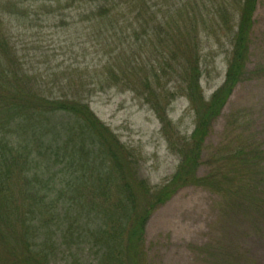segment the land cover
Wrapping results in <instances>:
<instances>
[{
	"label": "rangeland",
	"instance_id": "1",
	"mask_svg": "<svg viewBox=\"0 0 264 264\" xmlns=\"http://www.w3.org/2000/svg\"><path fill=\"white\" fill-rule=\"evenodd\" d=\"M88 1L0 0V75L8 79L2 85L8 86L17 76L22 79L17 88L34 86L38 93L58 99L78 94L114 136L122 159L131 167L134 186L138 189L143 183L154 194L171 183L196 131L197 114L189 96L209 102L225 85L244 0H114L109 9L120 20L112 26L89 20L103 4ZM166 20L178 36H164L159 24ZM252 20L245 80L230 92L215 121L202 127L207 133H201L199 140L204 143L198 178L207 177L217 157L231 154L239 142L264 153V0H257ZM192 48L195 58L187 60L193 56ZM195 60L200 70L197 87L192 86L190 71ZM45 118L42 128L29 122V127L41 128L35 137L30 128L17 135L28 144L32 139L40 148L43 144L39 151L33 147V154L44 163L45 175L51 169L52 176L59 173L47 199L50 202L51 196L57 215L66 211L74 216L68 204L63 205L65 200L56 201L64 171L69 176L61 181L72 180L76 193L82 190L83 196L75 199L82 206V211L75 210L82 230L69 235L71 223L57 217L50 229H41L34 243L41 245L48 235L50 264H119L111 256L130 246L134 222L120 221L112 234L101 233L108 222L118 219V174L111 172L112 161L101 164L103 153L88 148L89 135L81 140L84 123L79 118L60 111ZM50 124L68 133L62 131V138L54 140ZM71 132L79 137L65 150H75L78 156L83 144L92 154L85 162L79 157L74 163L69 157L53 166L55 158L48 157L52 152L47 144L61 145ZM17 135L13 139L19 143ZM47 158L49 169H45ZM93 162L103 177L89 171ZM262 173L258 170L256 178ZM171 190V199L145 220L138 246L132 242L141 252L138 264H264V187L255 196L248 195L245 203L243 199L233 217L221 215V198L208 189L180 184ZM142 199L147 203L150 198L145 193ZM74 237L82 240L76 242ZM129 254L121 264H137Z\"/></svg>",
	"mask_w": 264,
	"mask_h": 264
},
{
	"label": "trees",
	"instance_id": "2",
	"mask_svg": "<svg viewBox=\"0 0 264 264\" xmlns=\"http://www.w3.org/2000/svg\"><path fill=\"white\" fill-rule=\"evenodd\" d=\"M97 1L99 4H103V7H95L98 10L97 14H99L96 16L91 14L89 20L96 18L101 20L103 24L111 26L114 25L113 22L116 23L120 20L112 13L113 9H109V3H112L114 0H89L88 2L95 3ZM128 4L131 5L132 3ZM256 5L257 0H244L243 8L240 10L238 29L233 45L235 48L231 56L225 85L215 93L209 102L200 100V97L197 95L189 96L197 114L196 131L192 141L187 146V152L175 177L168 187L166 186L160 191L157 190L154 194L151 191L152 189L143 183H140L141 185H139L138 189L134 186L131 167L128 162H124L122 159L123 152L119 149L120 147L117 141L114 140V136L96 120L88 105L83 103L78 94L73 95L70 99H63L61 97L59 99L52 98L41 91V93H38L34 86L26 88V90L25 88H20L22 79H16L17 76L13 78V81L9 80L11 83H8V86L2 85V80L7 82L8 79L5 78V75H0V90L5 87L9 89L5 94L4 91L0 92V113L3 114V117L0 116V264H50L49 254L52 250L48 247L50 244L48 235H44L47 239L41 245L38 244L36 246L34 241H37V238H39L41 229H50V224L57 217H59L60 222L64 219L71 223L68 228L69 235H76V232L82 230L80 217L78 218L75 214V210L77 209L82 211L80 203L75 201V199L83 196L82 190L80 189L76 193V185L72 180L66 179L64 182L61 181V179L69 176L68 170L64 171V175L62 174L59 182L60 188L56 190V201L58 202V199L59 202L65 200L63 205L68 204L67 209L69 212L73 210L74 216H68L66 211L64 214L57 215V210L54 211L51 204L54 202L51 201V196V203L47 202V199L48 195H51V187L56 184L54 179L56 175L59 176V173H55L52 176L51 169L50 175H45L46 173L43 169L44 163H40L33 154V147H36L39 151L42 149L43 144L40 148V144H35V139H32L30 145L25 140H21V137L17 135L18 131L30 128L35 137L38 132L37 130L42 128L41 122L43 118L48 117L50 119L53 115L58 114L59 111L73 115L75 118L77 117L80 121H83L84 131L81 133V140L84 134L89 135L88 139L91 141V145H88V148L93 152L97 147L100 154L103 153V156L99 159L101 164L104 163L105 159L111 160L113 165L111 172L118 174H116L119 194L118 202H116L118 219L112 222V224L108 222L109 226L101 233L103 235L112 234L114 230L111 229L117 227L120 221L128 223L132 220L134 222L132 231H129L131 232L129 233L130 246L128 245L124 250L119 251L118 256H111L119 264L125 258L124 255L128 257V252L134 254V258L135 260L137 259L138 264L141 252L132 245V242L138 241L139 237L144 235L143 224L145 220L149 219L152 211L165 205L171 199L174 194V192H171V189H174L176 186L180 184L194 185L208 189L220 196L221 201L219 206L221 208V215L229 216L231 214L230 217H233L242 208L241 202L243 199V203H245L249 198L248 195L252 193L255 196V192L264 187V173L256 178L258 170L264 171V153L259 147H253L250 144L249 146L242 145L241 142L235 144L236 146L231 154L222 153L217 157L207 177L198 178L196 176L198 173V156L203 149L202 145L204 143L203 140L199 142L200 136L201 133L203 136L207 133V130L202 131V127L210 126L215 121L227 103L231 94L230 92L245 80L247 61L249 60L248 49H250L253 33L252 18ZM159 26L165 34L164 36L168 39L178 36V33L170 28L171 25L167 20L160 22ZM161 36H163L162 33ZM190 44L192 45V43ZM190 52L193 56H190L187 60L195 58L193 48ZM190 67V71L193 73L192 86L197 87V75L200 73V70L196 60L191 63ZM6 75L8 74L6 73ZM7 77L9 78V75ZM17 85H19V88H17ZM82 88H85V86ZM19 120L26 121L27 124L22 126L19 124ZM29 122L35 123L36 126H40L41 128L29 127ZM54 128L51 126L54 140L62 138V131L65 134L68 133L66 129L61 131ZM35 129L36 132H34ZM12 130L13 132H11ZM71 131H73V128ZM10 133L11 135H9ZM24 133L26 132L24 131ZM14 135H17L16 137L18 138H15L18 141L21 140L19 143L14 142L16 141L13 139ZM77 137L79 136L71 132L61 145L52 146L46 143L47 149L50 153L52 152V155L48 157L52 156L55 158V161L51 163L53 166L57 164L58 159L63 161L64 158L69 157L70 161L75 160L73 161L74 163L79 157L81 162H85L86 156L92 154L83 144H80L81 151L79 152L82 155L78 154L77 156L75 150L72 153L65 150V147L70 145L68 142ZM52 142L54 143L55 141ZM47 162L48 164H46L45 169H49L50 167L49 158H47ZM96 166L93 162L92 165L88 166L89 171H92V174L96 172L98 178L103 177L104 174L100 173V169H96L98 168ZM66 182L68 183L66 184ZM145 193L150 198L147 203L142 199ZM67 194L73 195L70 199H67ZM55 195L52 194L53 199H55ZM259 205H262V203ZM111 212H113V209H111ZM134 237H136V240L132 241ZM122 238V235L118 236L119 244ZM74 240L79 242L82 239L74 237ZM135 244L138 246L139 242ZM129 264H131V261H129Z\"/></svg>",
	"mask_w": 264,
	"mask_h": 264
}]
</instances>
